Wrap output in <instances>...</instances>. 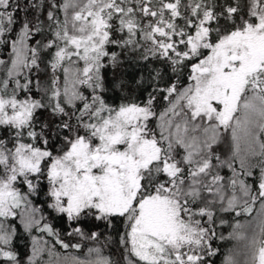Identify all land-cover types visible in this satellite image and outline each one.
<instances>
[{
  "label": "snow or ice",
  "instance_id": "1",
  "mask_svg": "<svg viewBox=\"0 0 264 264\" xmlns=\"http://www.w3.org/2000/svg\"><path fill=\"white\" fill-rule=\"evenodd\" d=\"M5 53L0 264H264V0H0Z\"/></svg>",
  "mask_w": 264,
  "mask_h": 264
},
{
  "label": "trees",
  "instance_id": "2",
  "mask_svg": "<svg viewBox=\"0 0 264 264\" xmlns=\"http://www.w3.org/2000/svg\"><path fill=\"white\" fill-rule=\"evenodd\" d=\"M7 54H3L2 56H0V58H6ZM134 71V69L129 68L128 69V74L129 76H131ZM116 96H113V100H116ZM118 102V101H117ZM225 135V140L224 142L219 145V150L221 152V156L222 158H225L229 152V140L227 137V133L224 134ZM221 174L225 175V176H229L231 175V173L229 172V170L227 168L222 169L221 170ZM46 184L44 185V189L46 190ZM22 191H26V188H24L23 186L21 187ZM30 199L32 200V203L34 206H36L39 210L40 213L46 217L47 222L51 223L56 229L60 230L61 232L65 231V225L61 222L59 216L54 213L50 208L47 207V204L49 201V198L46 197L44 195L43 192H41V194L39 196H34V197H30ZM258 207V205H257ZM255 214V213H253ZM225 218L231 220V216L228 214H225ZM250 217H246V216H241L239 217V219L245 220V219H249ZM94 223H100V222H94ZM11 225H14L17 229V235L15 237L14 240V246L16 247V249L19 251V253L21 254V256L23 258H27V255L30 254V237L28 236V234L24 231V228L22 227V225L17 221V219H11ZM92 230L94 231H101L104 233V236L101 237V241L104 240V237L106 236H111L113 238V240L117 239L116 237V232H122L123 231V223L122 221H117L116 222V228L112 229V228H105L103 226L102 223H100V228L96 229L93 228ZM218 233H223V235L226 237V234L229 233L231 231L230 227H228L227 225L218 228L217 229ZM34 235L36 234L37 236H40L41 234L38 232H34ZM45 239H50L49 237H47V235H44ZM65 239H70L65 237ZM72 242L75 243L77 242L75 238H71ZM88 244H91L92 242H87ZM215 246L219 248V252L217 253V255L215 257H213V261L214 264H221L224 255H226L228 253V251L230 250V248L233 246V240H217L214 242ZM116 247V245H112L110 248L105 249V253L108 254L110 251L114 250Z\"/></svg>",
  "mask_w": 264,
  "mask_h": 264
},
{
  "label": "rangeland",
  "instance_id": "3",
  "mask_svg": "<svg viewBox=\"0 0 264 264\" xmlns=\"http://www.w3.org/2000/svg\"><path fill=\"white\" fill-rule=\"evenodd\" d=\"M34 206V205H33ZM35 208H37L36 206H34ZM38 209V208H37ZM18 212L20 210H17ZM37 215H41L40 212L37 213ZM11 219L12 218H9L8 220V223L10 224L11 223ZM17 221L20 223V219H19V216L16 217ZM250 219V218H249ZM246 220V219H245ZM244 220H242L243 222ZM21 224V223H20ZM22 225V224H21ZM23 227V225H22ZM36 235V234H35ZM37 236V235H36ZM228 236V233L226 234V237ZM45 239V238H44ZM30 248H31V239H30ZM230 250H233V253L235 255V258L239 261V264H244L245 260L248 258L246 257V255L244 254V251H243V246L242 244H238V242L234 241L233 240V246L230 248ZM44 259L46 260L47 259V256L45 255L44 256Z\"/></svg>",
  "mask_w": 264,
  "mask_h": 264
}]
</instances>
